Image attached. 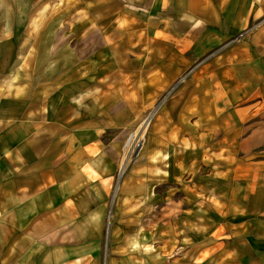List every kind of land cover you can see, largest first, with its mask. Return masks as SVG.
<instances>
[{"label":"crops","instance_id":"obj_1","mask_svg":"<svg viewBox=\"0 0 264 264\" xmlns=\"http://www.w3.org/2000/svg\"><path fill=\"white\" fill-rule=\"evenodd\" d=\"M0 264H264V0H0Z\"/></svg>","mask_w":264,"mask_h":264},{"label":"built area","instance_id":"obj_2","mask_svg":"<svg viewBox=\"0 0 264 264\" xmlns=\"http://www.w3.org/2000/svg\"><path fill=\"white\" fill-rule=\"evenodd\" d=\"M157 108H158V104L154 106L152 109H149L147 111V115L145 116L142 123L127 136L124 142L121 151L120 169L117 173L116 181L112 188V194L109 202V207L107 212L108 221L110 220L112 215L113 204L117 196L119 182L123 177L125 171L127 170V165L131 161H133L138 156L139 152L142 150L145 141L144 139H145L146 131L153 120Z\"/></svg>","mask_w":264,"mask_h":264},{"label":"rangeland","instance_id":"obj_3","mask_svg":"<svg viewBox=\"0 0 264 264\" xmlns=\"http://www.w3.org/2000/svg\"><path fill=\"white\" fill-rule=\"evenodd\" d=\"M256 26H251V27H248L246 28L245 30H243L241 33L238 34L237 37H235L233 40H232V43H236V42H239L241 40H246L252 33V31L254 30ZM184 77L181 78L180 82L179 83H182L184 81ZM177 83L175 86H172L169 90H167L165 93H163L159 99L156 100V102L153 104V106L149 109H152L154 106H156L158 104V108L155 112V115L153 117V120L157 114V112L159 111V109L161 108V106L164 104V102L167 100L168 97H170L172 95V93L175 92L176 88H177V85L179 84ZM147 115V111L143 114V116L140 118V120L138 121V125L137 127L142 123V121L144 120L145 116ZM152 120V121H153ZM153 123V122H152ZM152 123L150 125V128L152 126ZM150 130V129H149ZM146 139V138H145ZM144 139V140H145ZM133 163V161H131L128 165H127V169L128 167Z\"/></svg>","mask_w":264,"mask_h":264},{"label":"bare ground","instance_id":"obj_4","mask_svg":"<svg viewBox=\"0 0 264 264\" xmlns=\"http://www.w3.org/2000/svg\"><path fill=\"white\" fill-rule=\"evenodd\" d=\"M213 183V182H212ZM222 183V182H221ZM223 184H225V182L223 183ZM221 204V203H220ZM217 205V204H216ZM222 205H224V204H222ZM218 207V206H217ZM219 207H220V205H219ZM225 209V208H224Z\"/></svg>","mask_w":264,"mask_h":264}]
</instances>
